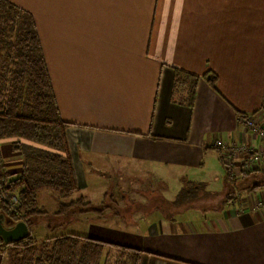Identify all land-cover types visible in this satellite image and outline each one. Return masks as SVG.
Returning <instances> with one entry per match:
<instances>
[{"label":"crops","instance_id":"obj_1","mask_svg":"<svg viewBox=\"0 0 264 264\" xmlns=\"http://www.w3.org/2000/svg\"><path fill=\"white\" fill-rule=\"evenodd\" d=\"M8 1L34 19L66 123L79 186L69 201L108 206L74 216L58 235L140 250V264H264V207L255 201L264 188L226 203L213 146L264 149L242 122L251 115L264 128V0ZM176 71L198 79L190 105ZM0 152L4 170H20L7 143ZM241 157L234 174L245 171ZM251 171L253 181L264 164ZM189 182L203 189L174 208ZM158 195L164 209L142 213Z\"/></svg>","mask_w":264,"mask_h":264},{"label":"trees","instance_id":"obj_2","mask_svg":"<svg viewBox=\"0 0 264 264\" xmlns=\"http://www.w3.org/2000/svg\"><path fill=\"white\" fill-rule=\"evenodd\" d=\"M175 80L189 82L190 105L198 79L176 71ZM207 80L214 86V77ZM6 143L12 153L20 156L21 165L19 171L4 170L0 152V177L18 194L20 205L16 213L0 206V215L6 225L21 221L31 229L35 224H43L51 236L39 242L29 234L10 245H4L0 239L1 264H111V260L114 264H140V250L76 234L58 235L74 216L102 214L108 206L92 205L80 198L69 201L79 186L68 148L66 123L55 102L34 19L12 2L0 0V151ZM224 168L226 190L231 188L225 201L230 203L240 193L237 183L258 171H241L230 177ZM255 183L241 188L242 192L264 188V180ZM200 189L201 183L189 182L176 195L174 208L194 202ZM41 192L55 195L56 211L40 209L37 196Z\"/></svg>","mask_w":264,"mask_h":264},{"label":"built area","instance_id":"obj_3","mask_svg":"<svg viewBox=\"0 0 264 264\" xmlns=\"http://www.w3.org/2000/svg\"><path fill=\"white\" fill-rule=\"evenodd\" d=\"M261 109L264 110V97L262 98ZM245 127L253 134L260 139H264V128L257 124L253 120V116L244 117L242 120ZM213 146H215L220 154L224 166L228 169V174L230 177L235 176L233 172L234 162L240 157L244 158L241 161V169L246 172L251 171L254 168L259 167L261 164H264V149L255 150L250 148L247 145H228L221 141H216ZM262 200L261 203H264V196H260ZM20 205L19 197L16 192H13L7 182L3 177H0V206H3L7 211L11 213H16ZM3 255V253H2Z\"/></svg>","mask_w":264,"mask_h":264},{"label":"rangeland","instance_id":"obj_4","mask_svg":"<svg viewBox=\"0 0 264 264\" xmlns=\"http://www.w3.org/2000/svg\"><path fill=\"white\" fill-rule=\"evenodd\" d=\"M247 129V128H246ZM248 130V129H247ZM249 131V130H248ZM250 132V131H249ZM251 133V132H250ZM253 135V134H252ZM240 171H238L237 169H235V176L237 175H239L238 173H239ZM264 180V177L263 176H258L256 179L255 178H253V181H258L259 183L260 182H262ZM252 180H250L249 178H245V179H243L242 181H239L238 183H237V191L239 190V192H242L244 189H241V188H243V187H251V185L252 184H256L255 182H253ZM117 191H119V190H117ZM136 191V190H135ZM229 191H231V188L229 189V190H227V192H229ZM126 193V192H125ZM163 193V192H162ZM95 194V193H94ZM51 195H52V193H51ZM51 195H49L48 193H41V194H39V196H38V203H39V207H40V209L41 210H43V211H47V212H49V213H51L50 212V209H52V206H53V204H55L56 203V201L53 199V197L51 196ZM54 195V194H53ZM123 195V192H120V196H122ZM165 195V194H164ZM167 195V194H166ZM264 196V195H263ZM64 202H66L67 200H64V199H62ZM118 200H120V198H118ZM126 201L128 200L127 198L125 199ZM262 200L263 199H260V194L259 195H257L256 196V199H255V201H256V206H258V207H264V203H262V204H259V203H261L262 202ZM47 201L49 202V204L47 203ZM130 202L129 201H127V204H129ZM126 204V205H127ZM164 204H165V202L163 201V198L161 197V196H157L156 198H154V200L150 203V204H148V205H146L145 207H141L140 209V211L142 212V213H144V212H146V210L147 209H152V208H154V207H160V208H162L163 207V209H164ZM57 207H58V204H57V206H56V210H57ZM132 207H138L137 205H133ZM55 210V211H56ZM133 210V209H132ZM55 223V222H54ZM31 236L36 240V241H43L44 239H46V238H49L51 235L50 234H48L46 231H45V229H44V225L43 224H35L32 228H31ZM4 252V251H3ZM113 254V253H112ZM111 264H114V260H111Z\"/></svg>","mask_w":264,"mask_h":264},{"label":"water","instance_id":"obj_5","mask_svg":"<svg viewBox=\"0 0 264 264\" xmlns=\"http://www.w3.org/2000/svg\"><path fill=\"white\" fill-rule=\"evenodd\" d=\"M30 234L28 226L24 222H16L6 225L3 216L0 215V239L4 245H10L27 238Z\"/></svg>","mask_w":264,"mask_h":264}]
</instances>
